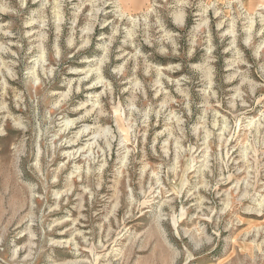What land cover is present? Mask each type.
I'll return each mask as SVG.
<instances>
[{"label": "rangeland", "instance_id": "obj_1", "mask_svg": "<svg viewBox=\"0 0 264 264\" xmlns=\"http://www.w3.org/2000/svg\"><path fill=\"white\" fill-rule=\"evenodd\" d=\"M0 264H264V0H0Z\"/></svg>", "mask_w": 264, "mask_h": 264}, {"label": "bare ground", "instance_id": "obj_2", "mask_svg": "<svg viewBox=\"0 0 264 264\" xmlns=\"http://www.w3.org/2000/svg\"><path fill=\"white\" fill-rule=\"evenodd\" d=\"M183 16H184L183 10H179L178 13L175 16V21L177 19L179 21V23H181L182 20H183Z\"/></svg>", "mask_w": 264, "mask_h": 264}]
</instances>
